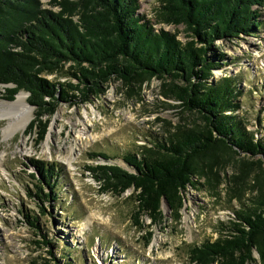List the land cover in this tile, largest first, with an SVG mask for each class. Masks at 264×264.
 <instances>
[{"label":"rangeland","instance_id":"rangeland-1","mask_svg":"<svg viewBox=\"0 0 264 264\" xmlns=\"http://www.w3.org/2000/svg\"><path fill=\"white\" fill-rule=\"evenodd\" d=\"M48 1L41 0L50 8ZM139 1V13L154 30L174 34L182 42L190 40L182 24L162 21L159 0ZM257 8L261 26L255 32L213 42L211 60L217 65L208 82L222 78L235 82L236 107L224 113L264 144V7ZM69 65L45 77L76 83L68 74ZM162 82L153 77L128 84L112 76L85 102H61L48 118L40 144L36 132L27 133L35 108L28 103L27 92H18L24 94L32 117L24 130L7 138L2 133L6 121L0 119V264H43L54 258L60 264H193L191 247L218 238L237 211L253 206L264 191V162L259 167L243 164L242 159L260 157L244 153L219 160L211 169L204 165L203 173L193 177L195 184L181 191L183 207L177 213L163 200L161 224L151 225L143 213L138 214L143 225L134 224L137 208L132 189L120 195L100 191L88 165L117 164L128 169L125 154L140 157L178 128L202 123L199 115L179 107ZM5 87L0 84V100L11 102L16 94L12 100L4 99ZM99 154L109 158L95 156ZM33 161L54 167L49 188H36ZM50 189L54 198H43L40 192L49 194ZM32 193H38L41 202ZM26 217L34 219L39 229ZM45 240L53 246L52 255ZM252 257L245 264H264L255 249Z\"/></svg>","mask_w":264,"mask_h":264},{"label":"trees","instance_id":"trees-1","mask_svg":"<svg viewBox=\"0 0 264 264\" xmlns=\"http://www.w3.org/2000/svg\"><path fill=\"white\" fill-rule=\"evenodd\" d=\"M159 1L162 21L182 24L190 40L182 42L174 34L154 30L139 13V0H49L55 11L41 0H0L3 98L12 100L20 90L28 93L35 117L27 133L36 132L37 144L44 140L48 118L61 102H85L112 76L128 84L153 77L163 80V87L179 101V107L199 115L200 125L178 128L140 157L125 154L128 169L106 163L86 167L101 192L120 195L133 190L134 224L138 226L143 225L138 219L142 213L151 225L163 222V200L177 213L183 207L181 191L195 184L193 177L203 173L204 165L211 169L219 160L240 153L260 156L254 161L242 159L243 164L259 167L264 162L262 141L254 140L233 116L224 113L236 107L232 102L235 82L231 78L208 82L210 70L217 65L211 60L215 58L213 42L255 32L261 26L257 7H264V0ZM66 63L76 83L45 77ZM33 162L38 174L36 188H49L54 167ZM40 193L45 199L54 198L51 189L49 194ZM32 194L41 202L38 193ZM27 222L39 229L34 219L29 217ZM221 230L218 238L189 249L190 263L245 264L253 259L254 249L264 260V191L253 206L237 211L230 225ZM148 234L151 237V231ZM42 242L52 255L50 241ZM43 264L60 263L54 258Z\"/></svg>","mask_w":264,"mask_h":264},{"label":"bare ground","instance_id":"bare-ground-1","mask_svg":"<svg viewBox=\"0 0 264 264\" xmlns=\"http://www.w3.org/2000/svg\"><path fill=\"white\" fill-rule=\"evenodd\" d=\"M32 117V111L27 106L24 94L17 93L11 102L0 100V119L6 121L2 128L3 137H11L18 130L25 129ZM47 136L45 145H48Z\"/></svg>","mask_w":264,"mask_h":264},{"label":"water","instance_id":"water-1","mask_svg":"<svg viewBox=\"0 0 264 264\" xmlns=\"http://www.w3.org/2000/svg\"><path fill=\"white\" fill-rule=\"evenodd\" d=\"M2 85H5V84H2ZM165 201V200H164Z\"/></svg>","mask_w":264,"mask_h":264}]
</instances>
